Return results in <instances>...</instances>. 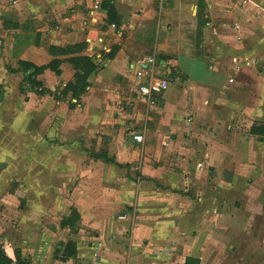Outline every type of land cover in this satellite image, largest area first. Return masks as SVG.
I'll return each mask as SVG.
<instances>
[{
	"label": "crops",
	"instance_id": "0c3cea01",
	"mask_svg": "<svg viewBox=\"0 0 264 264\" xmlns=\"http://www.w3.org/2000/svg\"><path fill=\"white\" fill-rule=\"evenodd\" d=\"M14 1L18 15L38 22L40 35L14 62L40 68L58 60L60 74L45 70L36 77L43 95L25 89L33 124H0V248L6 257L13 264L17 255L29 264H185L186 258L257 264L264 139L250 130L264 123V0ZM109 6L124 24L108 23ZM160 14L167 27L157 41L148 40V58L167 90L148 107L136 77L146 60L133 57L127 44L148 24L153 28ZM199 39L201 56L195 54ZM115 43L121 49L106 59ZM13 45L3 44L1 53L7 56ZM51 48L74 52L53 56ZM80 57L97 69L88 92L73 99L63 91L76 73L69 60ZM2 69L6 88L29 74ZM126 77L132 92L114 83ZM130 92L133 104L140 103L131 110L134 123L119 112L105 118L108 124H96L103 115L93 104L97 98L109 104ZM69 101L79 104L71 107L75 120H58ZM241 117L249 124H239ZM54 119L57 124H46ZM135 134L142 143L133 141ZM68 159L73 163L64 164ZM20 178L24 184L14 189ZM64 218L72 219V232L60 228ZM69 241L76 256L61 262L60 245Z\"/></svg>",
	"mask_w": 264,
	"mask_h": 264
},
{
	"label": "rangeland",
	"instance_id": "374dc122",
	"mask_svg": "<svg viewBox=\"0 0 264 264\" xmlns=\"http://www.w3.org/2000/svg\"><path fill=\"white\" fill-rule=\"evenodd\" d=\"M202 3V0H200ZM14 0H0V72L3 71L2 65L4 66V69L9 72H14L16 69L19 71H23L24 66H20V63H15L14 60L18 59L19 55L25 51L30 45H33L34 43H37L38 38L40 37L39 33L36 31V25L38 22L31 23V20L25 19L23 15L17 14L18 11H16L14 7ZM21 3V2H20ZM164 5L166 6L167 3L165 1ZM203 5V3H202ZM168 6V5H167ZM42 8V6H41ZM204 9V6H203ZM20 10V9H19ZM198 11L200 14H202V7L201 4L199 3V8ZM204 20V16H199V23H202ZM161 21H165V23L161 24ZM113 23L116 24L117 26L124 24L125 21L121 20L120 18L116 17L113 19ZM153 28L148 24V27H144L139 31L138 33L135 34L134 39H130L128 44L131 49L133 50L134 54L133 57L139 58V59H144L150 57V51H149V45H148V40L151 38L152 42L157 41L159 39V32H163V30L167 27L166 25V20L162 14L158 15L155 20L153 21ZM151 27V28H150ZM189 35V34H188ZM164 36V34H162ZM190 36H195L194 34H190ZM13 40V48L11 51H7V56L6 53H1V50L3 48V44H5V47L7 49L10 48V43ZM193 45V44H192ZM190 45V47H192ZM201 45V40L197 42L195 54L197 56L203 55L202 53V48L200 47ZM188 46H189V38H188ZM111 48L114 49L113 53V58L116 57L118 54L119 50L121 49V44L120 43H115L114 45L111 44ZM93 66H96L94 63H92ZM97 67V66H96ZM262 67H264L262 65ZM25 69V68H24ZM94 72H91L89 75V78H87L90 81H87L86 87H84L83 91L80 93L78 99H80L81 96H83L85 93L88 92L87 88L91 87V85L94 83ZM0 74V124H9L8 126H11L10 124H33L32 121L30 120L29 113L24 109L25 103H26V97L24 94L25 89H27V82L26 78H22L23 80L18 81V83L14 82L12 80H9L10 84L9 87L6 88L8 85L4 79L1 78ZM168 80V79H167ZM72 81V80H71ZM117 85H121L124 88L129 89L132 92V84L133 82L131 81L130 78L126 77L124 80L123 79H118ZM13 83V84H12ZM17 84V86H16ZM13 87V88H12ZM132 87V88H131ZM36 89H34V92ZM130 92L131 96H123V97H117L115 99L110 98L107 99L109 102H102L104 98L99 100L97 98L96 103H93L94 106H97L98 110L101 111V116L97 117V122L96 124H108L106 123L105 118L109 117L110 119H116L119 117V112L124 113V115L127 117V119H124L122 121H130L134 123L135 115L132 117L131 110L135 109L138 110L140 103H136V107H134L135 104H133L136 98L135 95H132ZM129 94V95H130ZM62 102H64L63 99H61ZM68 106H62L61 108L66 110V114H63L62 116L59 115L58 120H66L69 122H73L74 117L77 113H70V111H73L71 107H77L79 104L75 102H68ZM101 103V105H100ZM43 106V105H42ZM40 107V105L38 106ZM44 108H48L47 105L44 106ZM70 114V116H69ZM122 117V118H126ZM40 119V117H33V119ZM71 120H70V119ZM102 118V119H101ZM129 118V119H128ZM34 119V120H35ZM35 120V121H36ZM80 120L83 122L84 120L87 121V118L84 114L80 118ZM101 120V121H100ZM54 121V122H53ZM52 122L48 121L46 124H57L56 119H54ZM80 123V124H85V123ZM85 122V121H84ZM65 123V121H64ZM34 124H40V122L34 123ZM239 124H249L248 122L245 121L244 117L240 118ZM120 125V124H118ZM125 126H130L129 124H125ZM67 133V131H64ZM57 146L63 147V143H57ZM84 144H82L83 148ZM68 148L69 151L71 152H76L73 149V146L66 145L64 146V149ZM96 149L101 151V147H97ZM52 149H50L49 152H51ZM54 149L52 150V152ZM61 152V150L56 151ZM90 157V154L89 156ZM68 163H73L72 160H66L64 164ZM23 179H18V183H13L12 187L16 189L20 184H24ZM17 202H20V206L24 205V198L23 194L17 193ZM14 195V194H13ZM260 212V211H259ZM260 216V219L263 221L264 218V211L261 213H258V217ZM259 225L258 226V232L255 233L253 238H256L257 242L255 243V250H256V262L257 264H264V229L263 226ZM261 231V232H259Z\"/></svg>",
	"mask_w": 264,
	"mask_h": 264
},
{
	"label": "trees",
	"instance_id": "16d2710c",
	"mask_svg": "<svg viewBox=\"0 0 264 264\" xmlns=\"http://www.w3.org/2000/svg\"><path fill=\"white\" fill-rule=\"evenodd\" d=\"M108 11V17H109V24H114L113 19L116 18V13L115 10L109 6L107 7ZM75 49V48H74ZM114 49H111L109 54L105 55L106 59H112L113 58V52ZM72 51L71 48H67L66 50H59L55 48L50 49V54H54L53 56H63L70 54ZM70 63L73 64L76 73L72 79V81L65 87L63 93L66 95L67 93H70L72 95L73 99H78L79 92L81 93L86 87V83L88 81L87 78H89V75L91 72H95L97 67L92 65V62L85 58V57H80V58H75L72 60H69ZM20 66H24L23 71L24 73H29L26 78L27 82V87L28 89H36V93L38 95H43L42 90L37 91L40 88L39 82L36 81V77L41 75L45 70H50L53 72L56 76H59L60 72L58 70L60 61L54 60L52 61L48 66L46 67H35L31 64H28L26 62L20 61ZM251 133L252 135H256L258 139L263 140L264 139V123L258 124V125H253L251 128ZM60 228H69L70 232L74 230V225L73 221L71 218H64L62 219L60 223ZM60 248H62V256L61 258H56L61 261L65 262L69 259H72L76 256V245L73 242H67L66 244H61ZM0 264H13L11 260H9L6 255L4 254L2 248H0ZM15 264H29V259L27 258H22L20 255H17L15 258ZM185 264H199V261L193 258H186L185 259Z\"/></svg>",
	"mask_w": 264,
	"mask_h": 264
},
{
	"label": "built area",
	"instance_id": "2783aa9c",
	"mask_svg": "<svg viewBox=\"0 0 264 264\" xmlns=\"http://www.w3.org/2000/svg\"><path fill=\"white\" fill-rule=\"evenodd\" d=\"M98 7V4H96L94 6V10L98 9ZM110 28L115 29V26L112 25ZM145 64V68H140L136 72V77L138 81H140L137 86V94L149 107L155 105L156 96L161 95L167 90V83L161 79L154 78L153 68L155 66V62L152 58H147ZM132 138L136 143L143 142V136L140 134H135ZM125 218V216H118V220L120 221L125 220Z\"/></svg>",
	"mask_w": 264,
	"mask_h": 264
},
{
	"label": "water",
	"instance_id": "95a60500",
	"mask_svg": "<svg viewBox=\"0 0 264 264\" xmlns=\"http://www.w3.org/2000/svg\"><path fill=\"white\" fill-rule=\"evenodd\" d=\"M97 157V156H96Z\"/></svg>",
	"mask_w": 264,
	"mask_h": 264
}]
</instances>
